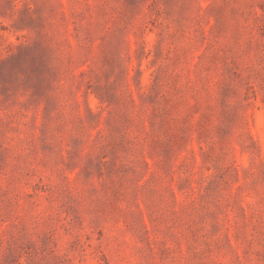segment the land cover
<instances>
[{
	"label": "rangeland",
	"instance_id": "1",
	"mask_svg": "<svg viewBox=\"0 0 264 264\" xmlns=\"http://www.w3.org/2000/svg\"><path fill=\"white\" fill-rule=\"evenodd\" d=\"M0 264H264V0H0Z\"/></svg>",
	"mask_w": 264,
	"mask_h": 264
}]
</instances>
